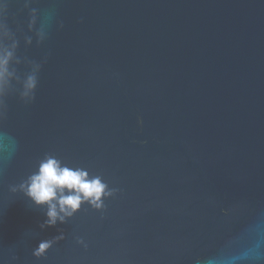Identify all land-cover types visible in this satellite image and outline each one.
<instances>
[{
  "label": "water",
  "instance_id": "1",
  "mask_svg": "<svg viewBox=\"0 0 264 264\" xmlns=\"http://www.w3.org/2000/svg\"><path fill=\"white\" fill-rule=\"evenodd\" d=\"M21 7L8 23L26 35ZM31 7L52 19L40 46L20 37L19 55L47 54L34 101L10 93L0 119V264H264V0ZM45 153L118 191L41 230L9 189Z\"/></svg>",
  "mask_w": 264,
  "mask_h": 264
},
{
  "label": "clouds",
  "instance_id": "2",
  "mask_svg": "<svg viewBox=\"0 0 264 264\" xmlns=\"http://www.w3.org/2000/svg\"><path fill=\"white\" fill-rule=\"evenodd\" d=\"M17 2L21 4V10H28L26 35L20 24L16 25L15 30L9 27L12 0H0V119L5 115V98L10 93L17 94L26 105L34 101L39 74L47 60V54L36 61L19 55L18 49L21 36L25 48L31 46L33 40L36 46H40L48 38L52 17L49 16L37 27V9L31 7L34 0ZM21 67L25 70L21 71ZM137 123L142 124V121L138 119ZM9 190L22 193L34 207L43 211L45 219L39 225L41 230L55 227L58 223L64 224L85 204L91 209L102 211L105 208L104 201L118 191L110 188L101 175L91 174L87 168L78 165H70L52 153H45L38 159L34 170ZM63 239L64 234L61 232L51 239L41 240L32 255L36 258L44 256L47 250ZM76 243L87 248L82 238L78 237Z\"/></svg>",
  "mask_w": 264,
  "mask_h": 264
}]
</instances>
